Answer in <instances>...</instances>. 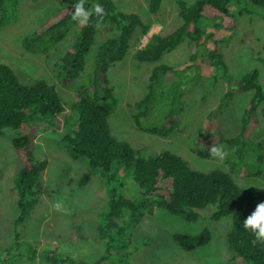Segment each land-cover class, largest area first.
<instances>
[{
    "label": "rangeland",
    "instance_id": "1",
    "mask_svg": "<svg viewBox=\"0 0 264 264\" xmlns=\"http://www.w3.org/2000/svg\"><path fill=\"white\" fill-rule=\"evenodd\" d=\"M88 1L85 0V7L90 9ZM112 1L119 12L135 13L145 22L154 23L141 43L133 45L140 32L135 35L126 59L109 70L118 98L117 109L109 118L113 136L128 141L147 156L173 152L199 172L221 169L229 173L239 186L255 187L264 192V177L252 176L259 168L255 157L249 161L234 156V149L221 142L215 143L223 145L228 152L223 161L198 155V149L204 146L206 150L217 133L231 138L241 128L252 92H234L221 110L214 112L226 92L227 81L236 87L246 73L258 70L259 81L264 86V62L260 60L264 55V9L246 3L247 0L241 5H232V11L238 15V29L221 48L227 76L216 84L214 76L221 78L223 73L217 70L213 78L211 74H203V66L198 62L203 64L207 58L201 55L197 62H192L193 42L188 38L166 52L155 64L140 63L133 57L135 50L145 46L152 35L169 34L182 24L177 0H164L156 14L149 12L150 0ZM187 1L192 4L196 0ZM72 3L73 0H0L6 22L0 27V64L10 66L26 85L39 79L56 83L68 103V111L79 96L81 86L89 84L88 75L94 68L98 46L112 35L111 26L103 24L99 27L96 45L87 58L88 65L71 84H64L59 79V68L75 43L77 26L72 27L64 41L44 53H28L23 39ZM2 15L0 10V17ZM212 24L213 21L202 20L201 25L207 33ZM161 63L176 67L191 64L188 70L166 78L163 86L160 82L154 91L149 116L143 121L145 127H153L170 119L167 121L173 123V130L167 136L137 128L136 110L130 106L148 93L152 69ZM258 115L259 126L250 139L264 145V103ZM203 129L212 134V139L208 135L200 136ZM24 134L34 140L32 150L39 161H47V169L39 178L38 202L27 220L19 225L23 245L11 255L7 264H49L45 260L47 253L52 254L51 259L57 257L58 264H97L106 257L108 244L112 254L100 264H247L242 257L235 255L228 242L232 218H211L217 206L201 210L196 222L161 208L145 212L138 222L132 221L129 211L120 218L111 216V191L115 197L124 195L132 200L141 196L132 169L116 165L113 168L116 177L112 182H108L106 174L96 171L88 184L80 186V180L89 172L88 162L71 158L62 141L63 125L54 124L49 118H45V122L35 118L18 130L6 129L0 135V264L6 249L8 254L13 252L17 242L16 219L21 210L14 181L23 167V160L13 148L12 141ZM199 142L200 146L197 145ZM249 172L251 176L246 177ZM205 229L211 231L212 239L208 245L194 251L184 250L174 237L179 233L199 234ZM30 246L35 251L34 257L28 253Z\"/></svg>",
    "mask_w": 264,
    "mask_h": 264
},
{
    "label": "trees",
    "instance_id": "2",
    "mask_svg": "<svg viewBox=\"0 0 264 264\" xmlns=\"http://www.w3.org/2000/svg\"><path fill=\"white\" fill-rule=\"evenodd\" d=\"M243 1L196 0L190 4L187 0H177L182 24L169 34L152 35L145 46L135 50L134 59L140 63L155 64L166 52L188 38L193 42L192 62H197L201 55L207 58L203 64L198 62L203 66V74H211L213 78L217 70L223 73L221 78L214 76L213 80L217 84L219 79H226L227 76V65L221 48L238 29V15L231 7L233 4L241 5ZM163 2L164 0H150L149 12L158 13ZM74 3L75 0L72 4L61 8L56 15L23 39L24 49L28 53H44L64 41L72 27L77 26L75 43L59 68V79L64 84H71L83 73L100 31V28L96 27L98 18L95 15L87 26L72 20ZM88 3L90 9L94 4L102 5L107 13L102 25L111 26L113 31L112 35L98 46L94 68L88 75L89 84L81 86L78 91L79 96L68 111V103L56 83L39 79L26 85L10 66L0 64V135H3L6 129L18 130L35 118L43 119L44 122L45 118H49L54 124L59 122L63 125L62 141L71 158L76 161L86 159L88 162L89 172L80 180V186L88 184L96 171L106 174L108 182H112L116 177L113 169L116 165L132 169L141 196L137 200H132L124 195L115 197L111 191V216L120 218L129 211L132 221L138 222L145 212H153L156 208H161L182 216L187 221L196 222L201 210L209 206H217L211 217L213 220L227 216L232 218L228 242L235 255L242 257L247 264H264V243L257 242L253 245L254 235L243 227L244 219L259 202H264L262 190L239 186L229 173L221 169L209 173L199 172L183 157L173 152L164 151L155 156H147L136 150L128 141L113 136L109 118L117 109L118 98L109 70L126 59L133 45L141 43L150 33L154 23L145 22L135 13L119 12L112 0H91ZM246 3L264 9V0H247ZM0 10L3 13L0 17V27H2L6 24L5 10H2V7ZM202 20L213 21L212 29H208L207 33L201 25ZM138 32H140L139 36L133 44ZM201 48L204 50H200ZM260 60L264 62V55ZM190 65L187 63L176 67L161 63L153 67L148 93L130 105L136 110L134 119L137 128L163 136H167L173 130V123L167 121L170 119H166L163 125L153 127H145L143 121L149 116L153 106L154 91L160 82L163 86L166 78L179 75L180 72L188 70ZM234 92H252V98L243 113L241 128L237 135L231 138L221 132L217 133L216 139L212 142H221L233 148L234 156L244 157L249 161L255 157L259 168L254 174L252 173V176L264 177V145L250 139L252 132L259 126L258 114L264 103V86L259 81V71L252 70L246 73L236 87H232L227 81L226 92L218 101L214 112H219ZM208 133L209 131L203 129L200 136L208 135L211 138L212 134ZM33 144L34 140L27 134L17 136L12 141L13 148L23 160V167L14 181L21 213L16 219L15 249L9 254L6 249L1 264H7L11 260V255L18 252L23 245V242H20L19 225L27 220L37 204L39 178L47 169V161L37 159L32 150ZM197 145L200 146L201 142ZM202 147L203 149H198V155L202 158H211L208 148L205 150L204 146ZM249 176H251L250 172L246 177ZM174 237L184 250L194 251L208 245L212 234L209 229H205L199 234L179 233ZM110 248L108 244L106 257L104 256L97 264L112 254ZM28 253L30 257L35 256L32 246ZM51 255L47 253L46 262L58 264L59 259L57 257L51 259Z\"/></svg>",
    "mask_w": 264,
    "mask_h": 264
},
{
    "label": "clouds",
    "instance_id": "3",
    "mask_svg": "<svg viewBox=\"0 0 264 264\" xmlns=\"http://www.w3.org/2000/svg\"><path fill=\"white\" fill-rule=\"evenodd\" d=\"M72 9V20L82 26H87L92 16L95 15L98 18L96 27L99 28L103 23V18L107 15L102 5L98 3L94 4L91 9L86 8L85 0H75ZM208 150L212 157L221 161L228 156L224 146H218L215 142L208 146ZM57 210H59L58 205ZM243 227L254 235L253 245L257 242L264 243V202H259L255 209L244 219Z\"/></svg>",
    "mask_w": 264,
    "mask_h": 264
}]
</instances>
